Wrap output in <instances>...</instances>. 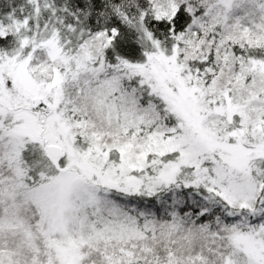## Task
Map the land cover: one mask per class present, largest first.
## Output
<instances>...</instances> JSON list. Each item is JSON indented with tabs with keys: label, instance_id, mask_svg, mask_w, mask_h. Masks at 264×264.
I'll use <instances>...</instances> for the list:
<instances>
[{
	"label": "snow or ice",
	"instance_id": "1",
	"mask_svg": "<svg viewBox=\"0 0 264 264\" xmlns=\"http://www.w3.org/2000/svg\"><path fill=\"white\" fill-rule=\"evenodd\" d=\"M0 264H264V0H0Z\"/></svg>",
	"mask_w": 264,
	"mask_h": 264
}]
</instances>
